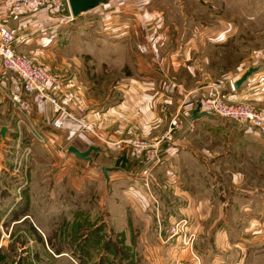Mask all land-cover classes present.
<instances>
[{
  "label": "rangeland",
  "instance_id": "374dc122",
  "mask_svg": "<svg viewBox=\"0 0 264 264\" xmlns=\"http://www.w3.org/2000/svg\"><path fill=\"white\" fill-rule=\"evenodd\" d=\"M128 1L139 8L145 7L151 13L150 16L153 14L150 21L160 18L159 21L164 24L170 21L180 24L191 21L221 27L232 25L225 42L218 43L219 45L208 42L198 48V52H194L192 60L187 61L188 66L193 65L192 82L195 87L214 82V89H220L222 94H226L225 88H231L232 83L249 67L264 63V0ZM10 9L12 10V5ZM116 16L121 17L122 14ZM116 16L113 21H120ZM91 20L96 23L99 19ZM89 25L80 23L75 28L77 34L72 33L73 39L87 34ZM115 27L110 26V30L116 32ZM67 28L71 30L70 27ZM85 28L87 31H83ZM99 33L103 36L104 30L99 29ZM115 35L117 34L113 37ZM71 48L59 45V50L49 54L53 63L64 57L65 69L71 70L72 58H68V55L76 51ZM53 63L44 64L48 65L51 72L59 75L58 78L62 81V69H55ZM110 76L113 78L101 81L105 82L102 83L101 90L95 93L98 102L114 104L120 99L119 94H109L110 87L118 82L119 73L113 70ZM261 90H264V85ZM4 94L6 95V91ZM227 98L225 101L228 103H245L264 109V99L254 103L255 100H237L228 95ZM0 99H4L2 93ZM2 100L1 112L4 111ZM13 109L15 115L12 125L1 126L0 121V264H264V173L258 170L252 173L253 168L247 158L236 160L234 167L237 169L234 171L239 169L243 173L236 184L231 179L232 168L224 158L217 160L209 155L207 161L213 169L212 177L208 175L207 184L203 181L189 184L190 189L185 191L159 186L154 189L152 171L144 174L151 178V182L148 178L135 176L134 179L142 181L144 186L143 193L138 189L141 194L138 199L131 196L133 201L137 200L135 203L141 209V212H137L136 206L128 210L121 204L123 190H110L104 184H90L85 189V194L80 195L67 183L57 193L55 186L64 177L57 174V162L62 159L61 163L66 164L67 159L54 151L49 154L45 152L44 146L53 143L47 138L43 142L41 137L44 132L39 131V126L30 123L29 119L35 108L29 116L15 106ZM215 117L218 121L212 122L213 132L226 128L229 131L236 129L231 124L236 122L217 115ZM184 121L178 111L172 115L166 132L161 136L136 134L137 136L132 137L128 143L130 153L143 162L144 173L152 170V166L156 164L146 156L138 158L133 154L135 140H149L151 148L158 138L162 139L163 136L184 129ZM236 125L241 127L240 124ZM3 127H6L5 136L1 133ZM8 127L11 133L9 136ZM91 127L93 131L84 133L100 137L92 124ZM192 131H200V128ZM207 135L210 136L208 133ZM229 142L212 137L211 142L209 140L207 143L209 150L224 149L228 145L230 150L234 147L235 150L242 151L239 145L232 146ZM34 145H44L43 152L42 147ZM63 148L65 152L68 151V147ZM228 149L225 148L224 151H230ZM195 161L191 168L197 172L203 166H200L198 160ZM19 163L21 170L15 172L14 167ZM227 167L229 168L226 169ZM99 171L101 169L94 176L101 180ZM218 178L221 181L220 188L214 187ZM162 198L168 201L175 198L176 203L171 206ZM66 203H69V207L65 206ZM169 210L174 214L173 217L168 222L161 220L162 211L166 214ZM31 212L35 217L39 214L47 220L37 223L33 220L34 217L29 218L32 216ZM223 226L228 234H224L222 238L218 236V232ZM220 243L230 245L231 248H220ZM225 259L226 263L220 262Z\"/></svg>",
  "mask_w": 264,
  "mask_h": 264
},
{
  "label": "crops",
  "instance_id": "0c3cea01",
  "mask_svg": "<svg viewBox=\"0 0 264 264\" xmlns=\"http://www.w3.org/2000/svg\"><path fill=\"white\" fill-rule=\"evenodd\" d=\"M12 2L13 0H0V24L6 25L13 33L15 38L13 46L18 52L44 64L54 62L49 54L59 50V45L65 48L70 46L71 49L76 50L68 55V58H72L71 70L65 69L64 57L63 60L57 59L53 63L55 69H62L59 93L69 109L76 116L91 122L95 131L100 134V137H97L93 133L80 132L72 125H66L63 130L56 131L51 124L50 107L45 105L35 107L29 121L39 126V131L51 138L53 144L34 146L42 147V152L44 146L48 154L54 151L67 159L66 164L61 163L62 159L57 162V174L64 176L61 183L55 186L57 193L67 183L71 184L72 190L80 195L85 194V189L90 184H104L105 187H110V190L119 188L123 190L121 204H124L128 210L136 206L137 212L139 210L141 212L136 204L137 200L133 201L131 198V196L137 198L141 195L139 190L141 193L144 190L143 182H138L134 179L135 176L141 179L148 178L151 182V178L144 174L152 171L154 189L174 187V190L185 191L190 189L189 184L202 181L207 184L208 175L212 177L213 169L209 167L208 155L211 158L216 157L217 160L224 158L226 164L232 168L231 179L235 184L243 176L239 169L234 171L237 169L234 167L237 159L247 158L252 165V173H256V170L264 173V138L255 131L247 130L240 125L241 129L236 125L238 123H231L236 129L229 131L226 128L213 132L212 122L218 121L215 115L212 119L207 117L191 119L192 111L197 104L208 97L216 85L210 82L211 84L195 87L192 82L193 65L188 66V62L195 56L194 52H198V48L206 43L219 45L218 43L225 42L226 34L232 29V25L221 27L217 24L191 21L185 24L172 21L164 24L159 21L160 18L152 22L150 18H153V14L150 16L151 13L147 12L145 7L139 8L128 0H105L78 16L71 14L69 5L62 12L43 8L28 11L21 8L11 10ZM119 14L122 16L117 17L116 15ZM114 16L120 21H113ZM91 19L99 20L94 23ZM80 23H86V26L90 24L88 31L86 28L83 30L87 31V34L73 39L72 33L77 34L75 28L77 29ZM112 25L116 26V32L110 30ZM99 29L104 30L103 36L99 33ZM114 34H117L116 37H113ZM44 65L49 68L47 64ZM67 65L70 63L67 62ZM252 67H257V70L239 88L235 90L225 88L228 97L237 100H255L254 103L264 99V90H261V86L264 85V63ZM113 70L119 73L120 80L118 79L117 84L110 87L109 94H119L120 99L114 104L106 101L98 102L95 93L101 90L102 83L105 82L101 81L113 78L110 76ZM15 81L19 84L15 73H3L2 87L0 86V93L4 95V99H0L4 103V111H0L1 126L12 125L14 120V105L8 97V92L11 91ZM178 111L185 120L184 129L163 136L162 139L158 138L162 141L159 149L162 161L152 166V170L149 169L150 171L144 173L143 162L130 153L129 141L136 134L161 136L166 132L172 115ZM23 125L27 123L23 122ZM35 125L32 126L36 127ZM197 127L200 131H192ZM9 130L8 127V136L11 135ZM212 137L223 141L229 140V144L236 147L239 145L242 151L235 150L234 147L230 150L228 145L225 148L230 151H224L225 148L209 150L207 142L209 140L211 142ZM62 145L68 148L74 145L81 151L91 145H97L103 151H92L93 162H89L79 159L73 153L65 152ZM51 155L52 153L49 156ZM195 160L203 166L197 172L191 168L194 167ZM215 165L218 166L217 163ZM102 167L110 168L107 179ZM98 169H101L99 171L101 180L98 176H94ZM216 182L214 187L220 188V178ZM49 194L51 196V191ZM162 199L171 206L176 203L175 198L173 201ZM65 206L69 207V203ZM154 213L152 210V214ZM165 213L163 214L162 211L161 220L168 222L174 214L170 213V210ZM31 214L29 218L34 217L33 220L37 223L47 220L39 214L38 217L32 212ZM146 219L149 221V218ZM224 234L226 236L228 231L223 226L218 236L223 238ZM218 246L226 250L231 248L230 245L221 243ZM220 262L226 263V259Z\"/></svg>",
  "mask_w": 264,
  "mask_h": 264
},
{
  "label": "built area",
  "instance_id": "2783aa9c",
  "mask_svg": "<svg viewBox=\"0 0 264 264\" xmlns=\"http://www.w3.org/2000/svg\"><path fill=\"white\" fill-rule=\"evenodd\" d=\"M68 0H13V9H52L62 12ZM68 7V6H67ZM14 35L6 25L0 24V86L2 87V75L4 72H13L18 78L19 84L15 81L8 97L13 105L24 115L29 116L33 108L45 105L50 107L52 114L51 124L54 129H63L66 125L75 126L83 132H91V124L78 116L66 105L64 98L60 95L61 80L59 75L51 72L45 65L38 63L26 54L18 52L13 46ZM4 89V88H2ZM231 89L235 90L232 83ZM226 94L220 89L211 92L201 103V110L213 115L221 116L232 120L246 129L255 131L264 138V109L255 108L245 103H228ZM22 122V121H20ZM33 130H36L33 128ZM37 134L36 131H34ZM40 133V132H39ZM40 135H42L40 133ZM51 141V138L43 134V142ZM151 142L143 138H137L134 143L133 154L140 158L147 159L158 164L162 161L159 149L162 141L157 140L150 148ZM28 149V148H27ZM146 149H149L146 151ZM20 163L14 167L15 172H20Z\"/></svg>",
  "mask_w": 264,
  "mask_h": 264
},
{
  "label": "water",
  "instance_id": "95a60500",
  "mask_svg": "<svg viewBox=\"0 0 264 264\" xmlns=\"http://www.w3.org/2000/svg\"><path fill=\"white\" fill-rule=\"evenodd\" d=\"M105 0H68L69 9L71 11V14L73 16H78L84 11H87L93 7H96L99 5V3L103 2ZM257 70V67H250L248 70H246L241 77L235 82L234 86L235 88H239L255 71ZM191 119L201 118V117H207L212 119L214 117L213 114L208 113L207 111L201 110V103L199 102L195 109L192 111ZM1 133L3 136H5L6 133V127H3L1 130ZM69 152H72L76 157L93 162V158L91 156L92 151H103V149L97 145H91L86 150L81 151L74 145L69 146L68 148ZM110 170L109 167H102V171L105 174L106 178H108V171Z\"/></svg>",
  "mask_w": 264,
  "mask_h": 264
},
{
  "label": "bare ground",
  "instance_id": "6f19581e",
  "mask_svg": "<svg viewBox=\"0 0 264 264\" xmlns=\"http://www.w3.org/2000/svg\"><path fill=\"white\" fill-rule=\"evenodd\" d=\"M235 84V83H234Z\"/></svg>",
  "mask_w": 264,
  "mask_h": 264
},
{
  "label": "trees",
  "instance_id": "16d2710c",
  "mask_svg": "<svg viewBox=\"0 0 264 264\" xmlns=\"http://www.w3.org/2000/svg\"><path fill=\"white\" fill-rule=\"evenodd\" d=\"M24 221V220H23Z\"/></svg>",
  "mask_w": 264,
  "mask_h": 264
}]
</instances>
